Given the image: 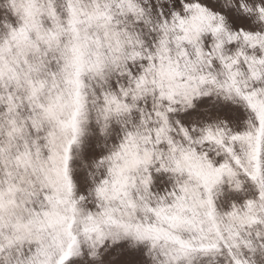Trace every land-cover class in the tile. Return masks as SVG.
I'll return each mask as SVG.
<instances>
[{
  "label": "snow or ice",
  "instance_id": "obj_1",
  "mask_svg": "<svg viewBox=\"0 0 264 264\" xmlns=\"http://www.w3.org/2000/svg\"><path fill=\"white\" fill-rule=\"evenodd\" d=\"M0 264H264V0H0Z\"/></svg>",
  "mask_w": 264,
  "mask_h": 264
}]
</instances>
